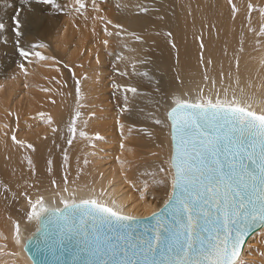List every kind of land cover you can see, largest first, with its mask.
<instances>
[{
    "label": "bare ground",
    "instance_id": "obj_1",
    "mask_svg": "<svg viewBox=\"0 0 264 264\" xmlns=\"http://www.w3.org/2000/svg\"><path fill=\"white\" fill-rule=\"evenodd\" d=\"M104 1L95 0L94 5L93 0H83L85 7L79 12L75 0H56L62 5L60 9L55 4L46 5L68 10L76 20L74 16L44 18L41 12L45 5L34 2L35 11L28 14L32 23L25 46L45 43L47 48L35 51L55 60L30 57L31 63L24 61L28 75L19 68L22 58L13 45L12 31L0 34V264H33L23 248L25 239L37 228L36 222L26 219L27 196L35 199L43 195L51 206L62 207L60 196H67L62 191L65 174L77 198H88L92 188L99 194L103 188L104 200L115 199L135 217L160 209L170 190V185L155 182L164 178L158 166H166L163 162L170 152L168 128L155 123L165 116L164 93L183 90L195 96L203 87L206 93L220 91L223 95L222 89L228 88L229 98L235 90L238 98L252 103L258 111L264 109V36L258 29L250 30L248 10L251 3V20L254 13L255 22L264 24L263 0H232L239 9L235 14L229 0H120L123 8L115 11L109 3L104 11L113 24L99 18L104 17ZM144 7L147 12L142 11ZM119 12L126 15L121 18ZM11 15L10 2L0 0V18L5 21ZM92 15L95 19L88 24ZM96 20L100 30H94ZM83 23L87 26L84 30L79 27ZM117 23L126 33L107 36L105 26L115 33ZM132 32L142 40L127 34ZM4 36L8 37L7 45ZM105 39L108 45L103 44ZM121 54L124 59L118 60ZM205 70L209 81L203 79ZM77 80L81 81L83 98L76 94ZM127 86L137 92L126 91ZM73 119L75 138L69 131ZM81 131L88 135L81 137ZM13 134L33 144L34 150L17 145ZM68 139H73L71 145ZM144 191L145 199L141 200ZM16 220L21 221L20 244L15 241ZM262 232L264 229L255 232L243 251L244 258L253 264H264Z\"/></svg>",
    "mask_w": 264,
    "mask_h": 264
},
{
    "label": "snow or ice",
    "instance_id": "obj_2",
    "mask_svg": "<svg viewBox=\"0 0 264 264\" xmlns=\"http://www.w3.org/2000/svg\"><path fill=\"white\" fill-rule=\"evenodd\" d=\"M35 3L55 4L57 9L62 7L56 0H35ZM229 3L233 14L239 11L232 0ZM75 4L79 5L75 8L77 12L85 7L83 0H75ZM32 5L33 0H22V7L11 17V25L0 18V34L11 29L13 45L22 61L31 63L30 57H37L41 61L55 60V57L35 51L37 48H47L45 43L25 46L27 29L32 23L28 14L35 11ZM253 7L251 3L248 4L249 25ZM96 10L99 11V8ZM142 11L147 12L148 8L144 7ZM99 18L107 20L106 17ZM107 24L113 22L107 20ZM114 27L118 29L115 33L105 26L107 36L121 37L126 33L122 24L117 23ZM250 30L256 31L251 27ZM127 34L142 40L135 32ZM259 34L264 36V24ZM3 43H9L7 36L3 37ZM103 44L108 45L109 40L105 39ZM200 47L204 48L202 39ZM117 59L124 57L121 54ZM96 62H100L99 56ZM261 63L264 64V59ZM19 68L28 75L24 62L19 64ZM84 75L86 78L87 74ZM120 75H127V72ZM203 79L210 80L207 70ZM211 83L215 85L216 81L211 80ZM80 85L81 81L77 80L75 91L83 98ZM126 91L136 93L137 89L127 86ZM228 91V88H223V95L220 91L206 93L203 87H199L195 96L183 90L164 93L167 103L165 116L163 119L157 118L155 123L168 128L170 152L163 162L166 166H158L164 178L155 182L170 185L160 215L171 213V216L164 223L157 217L158 210H153L150 215L157 223L152 228V234H148L147 228L141 231L140 221L126 211L124 204H118L115 199L104 200L103 188L99 194L92 188L91 196L77 198L76 190L68 186L67 174L63 177L62 188L67 196H60L63 207L51 206L43 195L33 199L25 193L29 206L27 221L44 224L54 219L61 227V235L69 243L78 240L80 247L77 251L89 257L79 264H253L244 258L243 251L249 233L256 228L264 229V109L258 111L252 103L238 98L235 90L229 98ZM240 91L244 90L241 88ZM79 107L77 103V118L81 116ZM3 127L7 128V125ZM120 128L123 130L124 125L120 124ZM69 131L75 138V119L71 121ZM79 135L84 137L88 134L81 131ZM95 135L103 139L99 133ZM11 138L17 145H26L34 150L33 144L18 140L15 134ZM72 142L73 139L67 140L69 145ZM27 159L31 166V158ZM64 160L67 162V154ZM85 163L88 161L85 160ZM100 176L103 177V173ZM147 187L145 182V190ZM145 195L146 191L141 192L140 199H145ZM14 230L15 241L20 244V220L14 222ZM261 239L264 240V232Z\"/></svg>",
    "mask_w": 264,
    "mask_h": 264
},
{
    "label": "water",
    "instance_id": "obj_3",
    "mask_svg": "<svg viewBox=\"0 0 264 264\" xmlns=\"http://www.w3.org/2000/svg\"><path fill=\"white\" fill-rule=\"evenodd\" d=\"M163 209L164 204L157 211V217L166 223L171 213H168L166 216H161L160 213L163 212ZM137 219L140 221L139 228L141 231L147 228L148 234H152V228L156 225L157 220L151 215L137 217ZM38 228L40 231H37ZM260 229L256 228L250 232L246 238V243ZM79 247L78 240L69 243L61 235V227L54 219L50 223L37 224L36 230L25 239L23 246L24 251L33 264H79L82 259L89 258L86 253H79L77 251Z\"/></svg>",
    "mask_w": 264,
    "mask_h": 264
},
{
    "label": "rangeland",
    "instance_id": "obj_4",
    "mask_svg": "<svg viewBox=\"0 0 264 264\" xmlns=\"http://www.w3.org/2000/svg\"><path fill=\"white\" fill-rule=\"evenodd\" d=\"M4 1H6V0H4ZM7 1H9L10 2V5H11V17L12 16H14V12L18 9V8H20L21 6H20V4L22 3V1H18V0H7ZM113 2H114V4H112L111 3V0H107V1H104V2H102V5H104V7H103V10H102V15L105 17V15H107V13L106 12H104L106 9H107V6H109V3H110V5L112 6V7H114V9H115V11H118V9H120V8H123V6H124V2H121L120 0H112ZM19 2H21L20 4H19ZM35 1L33 0V4L35 5V3H34ZM116 2H117V4H116ZM13 5H12V4ZM18 3V4H17ZM65 3H68V2H65ZM262 3H264V0L262 1ZM119 5V6H118ZM117 8V9H116ZM262 10H264V6L263 7H261V11ZM13 12V13H12ZM42 14L41 15H43L42 17H44V18H53V19H64V18H66V19H69L70 17H73L74 16V14H71L68 10H64V9H62V10H53L52 8H48V6H43V10H42V12H41ZM101 13V12H100ZM120 13V15H121V18L123 17V15H126L125 13H122V12H119ZM262 14V13H261ZM67 17H69V18H67ZM75 17V20L77 19V17L76 16H74ZM11 18H8L7 20H5V22L7 23V22H9V23H7V24H9V25H11L12 24V20H10ZM95 19V15H92L91 17H89L88 18V24H90L93 20ZM262 19H263V21H264V14H262ZM78 24H79V22H77ZM120 24V23H119ZM249 26H251L252 28H254V29H260V27H261V25H259L258 23H256L255 22V15H254V13H253V20H251V25H249ZM79 27L80 28H82L83 30L87 27L86 25H85V23H83V24H81V25H79ZM101 28H100V26L97 24V20L95 21V27H94V30H100ZM9 30H11L10 28H9ZM22 62H24V61H22ZM60 181V180H59Z\"/></svg>",
    "mask_w": 264,
    "mask_h": 264
}]
</instances>
